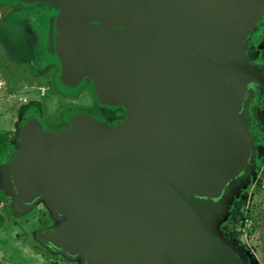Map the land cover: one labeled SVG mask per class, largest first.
<instances>
[{
	"label": "water",
	"instance_id": "95a60500",
	"mask_svg": "<svg viewBox=\"0 0 264 264\" xmlns=\"http://www.w3.org/2000/svg\"><path fill=\"white\" fill-rule=\"evenodd\" d=\"M2 1L53 7L61 85L89 81L125 113L109 124L77 111L57 131L33 114L20 127L5 187L18 209L45 200L65 218L45 243L84 264H246L214 210L256 156L245 115L253 92L264 102V59L249 54L264 0ZM253 117L264 131V107ZM260 238L264 257V209Z\"/></svg>",
	"mask_w": 264,
	"mask_h": 264
},
{
	"label": "rangeland",
	"instance_id": "374dc122",
	"mask_svg": "<svg viewBox=\"0 0 264 264\" xmlns=\"http://www.w3.org/2000/svg\"><path fill=\"white\" fill-rule=\"evenodd\" d=\"M53 14L54 8L49 5L0 0V78L6 79L8 87L24 83L31 87L22 90L19 86L14 88L16 93H9L7 88L9 94L0 97V264H84L82 258H69L45 243V233L60 226L65 218L56 217L45 200L18 209L5 187L3 164L17 146L24 121L37 114L44 127L57 131L67 127L77 111L87 110L109 124L125 117L122 108L100 105L89 81L76 89L61 85L60 66L48 53V21ZM259 41L264 43V34ZM31 97L33 101L28 102ZM255 101L249 100L245 115L256 151L252 168L231 186L223 203L214 210L216 232L246 264H264L260 238L264 131L253 117Z\"/></svg>",
	"mask_w": 264,
	"mask_h": 264
},
{
	"label": "flooded vegetation",
	"instance_id": "af4514ba",
	"mask_svg": "<svg viewBox=\"0 0 264 264\" xmlns=\"http://www.w3.org/2000/svg\"><path fill=\"white\" fill-rule=\"evenodd\" d=\"M262 34H264V25L261 27V31H260V33H259V35H258V37H257V39L254 41V42H252V44H251V47H250V56L252 57V58H261V59H264V43H260V36L262 35ZM259 42V43H258ZM259 96H261V94L259 93V92H253L252 94H251V96L248 98V100H247V103H246V110H247V105H248V103H249V100L252 98V99H254V100H256L255 101V104L253 105V110H254V107L255 106H258L259 104H260V106L261 107H264V102H260L259 100H258V98H259ZM259 103V104H258ZM91 110V109H90ZM86 112L87 113H89V114H91V115H93L91 112H89V111H87L86 110ZM253 113V112H252ZM93 116H95V115H93ZM95 117H97V116H95ZM98 118V117H97ZM99 119V118H98ZM101 120V119H100ZM65 257V256H64Z\"/></svg>",
	"mask_w": 264,
	"mask_h": 264
},
{
	"label": "crops",
	"instance_id": "0c3cea01",
	"mask_svg": "<svg viewBox=\"0 0 264 264\" xmlns=\"http://www.w3.org/2000/svg\"><path fill=\"white\" fill-rule=\"evenodd\" d=\"M29 84L28 83H24V84H18V85H16V86H12V87H8L9 85H8V82L6 81V79H2V78H0V91H1V93H0V97H2V95L3 96H5V95H7V94H9V93H11V92H13V93H16L17 92V90H14V88H19V86H22L23 88H22V90H29L31 87H27ZM7 88H9L10 90H9V93H8V91L6 92V89ZM27 99V98H26ZM31 100L29 101V100H27L28 102H31V101H33V98L31 97L30 98ZM19 129H20V127H19ZM17 145V144H16ZM8 159V157L6 158V160ZM6 160H5V163H6ZM5 163L3 164V167H4V173L6 174V171H5ZM1 166V165H0Z\"/></svg>",
	"mask_w": 264,
	"mask_h": 264
}]
</instances>
